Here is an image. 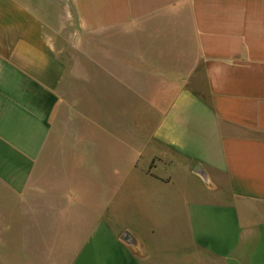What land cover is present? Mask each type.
Returning a JSON list of instances; mask_svg holds the SVG:
<instances>
[{
    "label": "crops",
    "instance_id": "0c3cea01",
    "mask_svg": "<svg viewBox=\"0 0 264 264\" xmlns=\"http://www.w3.org/2000/svg\"><path fill=\"white\" fill-rule=\"evenodd\" d=\"M67 2L101 52L88 69L98 77L88 107L128 103L157 117L148 133L123 138L133 151L112 183L123 215L132 205L140 216L111 220L91 199L78 211L60 180L53 264H264V0ZM72 71L81 74L40 16L0 0V253L15 249L7 237L29 243L44 219L30 192L47 170L56 113L86 119L77 110L86 104L67 99ZM156 218L164 229L149 224ZM9 260L0 256L30 264Z\"/></svg>",
    "mask_w": 264,
    "mask_h": 264
},
{
    "label": "rangeland",
    "instance_id": "374dc122",
    "mask_svg": "<svg viewBox=\"0 0 264 264\" xmlns=\"http://www.w3.org/2000/svg\"><path fill=\"white\" fill-rule=\"evenodd\" d=\"M21 1L44 20L60 59L66 66L81 70V74L77 76L73 71L67 76L66 95L68 94L67 99L70 102L79 100L80 104H86L85 107H77L81 116L86 118L81 117L80 124L77 120H71L72 117L69 116L72 111L67 107L56 113L48 140L47 155L41 157V163L47 165V170L37 173L36 185L30 192L34 200L43 201L34 203L33 211L36 214L43 213L44 219H34L32 237L27 238L29 243L25 245V238L22 236L7 237V240L12 238L11 243L16 240V246L12 243V247L17 250L0 253L1 259L6 260V263L11 259L15 262L27 261L30 264H53L60 255V252L55 251L60 237L57 234L60 228V180L63 185L62 194L66 197L70 195L78 202L75 201L78 211L88 210L91 199V211L94 212V208L99 210L98 204L102 203L104 209L99 211L111 220L122 222L124 218H128L132 222L133 217L140 216L138 209L132 205H129L128 217L127 213L123 215L121 189L113 188L112 183H118L115 182L118 176L115 174L118 172L117 168L120 170L122 167V158L127 159L128 152L133 151L122 141L123 138L131 133H148L157 117V111L128 103L104 106L94 102L88 107L87 100L98 87L95 81L98 77L89 76L88 69L92 62L101 61L98 58L101 55L99 47L91 45L90 37L78 31L67 0ZM88 117L91 122H88ZM135 143L136 139L130 140L131 145ZM144 163L142 159L138 165ZM106 197L109 198L107 204ZM134 221L138 223L137 219ZM164 221L156 218L148 222L155 223V228L160 230L165 227ZM163 242L164 237L159 236L156 243Z\"/></svg>",
    "mask_w": 264,
    "mask_h": 264
}]
</instances>
